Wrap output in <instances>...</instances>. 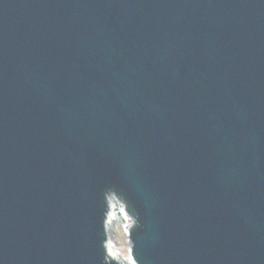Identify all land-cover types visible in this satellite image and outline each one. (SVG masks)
<instances>
[{
    "label": "water",
    "instance_id": "water-1",
    "mask_svg": "<svg viewBox=\"0 0 264 264\" xmlns=\"http://www.w3.org/2000/svg\"><path fill=\"white\" fill-rule=\"evenodd\" d=\"M118 202L135 264H264V0H0V264H129Z\"/></svg>",
    "mask_w": 264,
    "mask_h": 264
},
{
    "label": "rangeland",
    "instance_id": "rangeland-1",
    "mask_svg": "<svg viewBox=\"0 0 264 264\" xmlns=\"http://www.w3.org/2000/svg\"><path fill=\"white\" fill-rule=\"evenodd\" d=\"M120 212V211H118ZM131 224L130 217L125 214L119 213L116 218L111 222L110 242H112L116 248H119L121 257L123 259L130 258V243L129 237H127L126 230Z\"/></svg>",
    "mask_w": 264,
    "mask_h": 264
},
{
    "label": "bare ground",
    "instance_id": "bare-ground-1",
    "mask_svg": "<svg viewBox=\"0 0 264 264\" xmlns=\"http://www.w3.org/2000/svg\"><path fill=\"white\" fill-rule=\"evenodd\" d=\"M119 206H118V211H119ZM116 212V207H112V212H111V215H112V219H111V222L113 221V219L116 218L117 214L119 215L120 212ZM109 249H110V253H109V257H111L112 259L114 260H123V261H127L129 262V264H135L134 260L131 259V257L129 259H123L121 257V253L119 251V248H116V246L110 242V246H109Z\"/></svg>",
    "mask_w": 264,
    "mask_h": 264
}]
</instances>
